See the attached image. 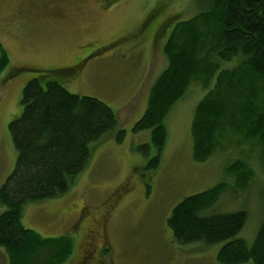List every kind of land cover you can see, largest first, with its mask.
<instances>
[{
	"label": "rangeland",
	"instance_id": "374dc122",
	"mask_svg": "<svg viewBox=\"0 0 264 264\" xmlns=\"http://www.w3.org/2000/svg\"><path fill=\"white\" fill-rule=\"evenodd\" d=\"M202 12L200 0H0V64H7L0 73V188L14 170L9 125L22 113L30 69L75 68L88 61L74 76L55 79L71 94L107 104L118 130L125 131L122 143L117 130L92 146L86 169L68 193L24 210L26 229L49 239L70 236L73 252L66 264H218L220 245H179L167 221L183 199L220 183L227 190L206 214L245 209L248 220L239 238L253 244L264 218L262 140L227 128L210 158L195 162L191 126L207 92L196 81L165 118L168 139L156 172L147 169L153 150L145 156L138 150L151 143L150 132L133 131L167 69L163 48L174 24ZM167 20L173 23L165 35L151 41L152 30ZM238 161L253 173L244 190L227 173ZM4 210L0 205V215ZM0 264H8L2 248Z\"/></svg>",
	"mask_w": 264,
	"mask_h": 264
},
{
	"label": "trees",
	"instance_id": "16d2710c",
	"mask_svg": "<svg viewBox=\"0 0 264 264\" xmlns=\"http://www.w3.org/2000/svg\"><path fill=\"white\" fill-rule=\"evenodd\" d=\"M200 2L203 12L174 24L164 45L167 69L151 88L146 111L133 127L135 133L149 131L151 143L138 150L144 156L153 150L147 169L156 172L168 139L165 118L196 81L207 92L192 121L193 160H208L229 128L263 141L264 167V0ZM234 61L233 67H222ZM6 67L1 63L0 73ZM82 67L29 70L33 78L22 92V113L9 125L17 158L0 188V205L5 209L0 215V248L8 264H66L73 252L69 235L43 238L26 229L22 220L28 205L68 193L86 169L92 146L118 130L112 108L98 99L71 94L55 79L70 78ZM124 137L125 131L118 130L117 143ZM227 173L240 190L253 177L240 161ZM227 186L220 183L175 206L167 221L172 237L179 245H220L218 264H264V218L250 246L239 238L248 220L245 209L206 214L214 210Z\"/></svg>",
	"mask_w": 264,
	"mask_h": 264
},
{
	"label": "flooded vegetation",
	"instance_id": "af4514ba",
	"mask_svg": "<svg viewBox=\"0 0 264 264\" xmlns=\"http://www.w3.org/2000/svg\"><path fill=\"white\" fill-rule=\"evenodd\" d=\"M152 18H153V16H151V18L150 19H148L145 23H144V26H143V29L144 28H146L148 25H149V23L151 22V20H152ZM172 24V21L170 20V21H164V22H161V24L160 25H158L157 27H155L153 30H152V35H151V41H156L158 38H159V36H161L162 34H164L165 35V30H166V28H167V26L169 27L170 25ZM163 35V36H164ZM98 50H95L94 52H97ZM83 63V62H82ZM82 63L81 64H79V65H82ZM88 242H90V241H88ZM87 242V247L89 248V243ZM84 254H85V256L87 255L88 256V254H89V251H88V249H85L84 248ZM89 259V257H84V260L86 261V260H88ZM81 264H83V263H81Z\"/></svg>",
	"mask_w": 264,
	"mask_h": 264
}]
</instances>
